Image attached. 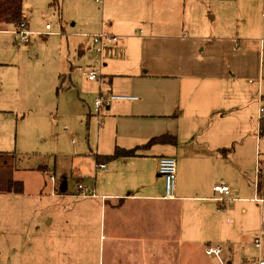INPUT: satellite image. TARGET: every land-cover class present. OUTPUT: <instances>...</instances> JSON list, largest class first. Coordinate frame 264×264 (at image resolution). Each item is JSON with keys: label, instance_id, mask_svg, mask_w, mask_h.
<instances>
[{"label": "crops", "instance_id": "obj_1", "mask_svg": "<svg viewBox=\"0 0 264 264\" xmlns=\"http://www.w3.org/2000/svg\"><path fill=\"white\" fill-rule=\"evenodd\" d=\"M101 5L107 19L102 30L119 42L103 58L102 82L91 81L86 95L94 100L115 92L138 99L115 101L99 114L85 98L74 105L73 114L87 117L94 142L73 157L93 161L96 174L86 175L85 162L78 160L74 192L64 177L62 195L77 199L57 214L58 234L50 228L55 214L44 226V264H84L93 257L103 264H258L264 255L255 259L247 248L251 238L264 235V38L218 29L210 7L213 24L197 33L188 0ZM9 27L2 25L0 33L13 34ZM84 44L76 49L79 60L91 55ZM21 52L10 40L0 41V156L16 155L30 141L25 113L37 111L27 106L33 96L17 90ZM59 73L64 79L66 73ZM163 135L175 141L150 142ZM117 148L135 154L108 159ZM162 156L177 159L173 199L163 198ZM11 182H20L15 187L22 190H10ZM221 182L236 200L215 199L214 186ZM78 183L95 196L80 195ZM26 185L24 178L0 175V234L9 239L17 228L15 201ZM210 247H219V256L208 254Z\"/></svg>", "mask_w": 264, "mask_h": 264}, {"label": "rangeland", "instance_id": "obj_2", "mask_svg": "<svg viewBox=\"0 0 264 264\" xmlns=\"http://www.w3.org/2000/svg\"><path fill=\"white\" fill-rule=\"evenodd\" d=\"M261 1L262 4L259 0H188V5L191 6L190 15L197 33L208 29L207 26L204 27L205 23L213 24L207 15V7H210L211 13L217 14L214 25L218 29L220 27L224 32L241 38L253 35L260 39L264 38V2ZM23 6L29 29L35 33L30 42L20 44L15 42V35L1 33L0 41L10 40L16 48L22 50V54H18L22 59L18 60L20 83L17 84V90L25 98L33 96L27 106L37 111L25 113L23 123L30 141L16 150V155L0 156V175H16L24 178L27 183L24 192L15 201V236L9 239L0 234V264H44V256L47 254L44 250V226L55 214L54 224L50 228L58 234L57 214L62 213L63 208L73 206L74 199H77L76 196L73 198L62 195L64 177L68 179L69 190L74 192V185L78 182L75 178L76 171L81 166L78 160L85 162L86 175L94 177L96 174L93 161L73 157L77 149L94 142L90 138L87 117L78 115L81 112L75 111L73 114V109L80 97L85 98L90 105L94 104L95 99L86 95L92 82L84 75L83 70L87 68V64L98 66L99 57L91 54L79 60L76 49L81 42H86L83 32L92 34L104 31L102 23L107 19L103 15L101 2L24 0ZM46 24L51 25V30H46ZM14 26L9 27L11 33ZM189 32L192 33L188 30ZM103 63L104 61L101 72L104 70ZM59 72L66 73L64 79H59ZM59 86L61 87L58 89ZM261 147L264 148L263 143ZM40 166L46 169H41ZM16 167L25 170H15ZM51 174L55 176V183L50 180ZM55 191L59 194L51 195ZM257 236L249 240L247 248L250 256L255 259L260 254L264 255V235L261 249L256 247ZM66 248L58 247L53 254ZM62 260L59 264L67 262L66 259ZM84 264L103 263L93 257Z\"/></svg>", "mask_w": 264, "mask_h": 264}, {"label": "built area", "instance_id": "obj_3", "mask_svg": "<svg viewBox=\"0 0 264 264\" xmlns=\"http://www.w3.org/2000/svg\"><path fill=\"white\" fill-rule=\"evenodd\" d=\"M97 2H101L102 0H96ZM46 30H51V25L46 24ZM50 32V31H49ZM12 33L15 35L16 40L20 44H28L31 40V37L35 34L32 30L29 29V23L23 20L20 24L15 25ZM86 38V42L84 44L85 52L88 54H93L99 57L98 66L93 65L87 67L83 70L84 75L90 81H96L101 83L103 80V74L101 72V65L103 58L108 53V51L117 48L119 37L117 35L107 33L105 31H100L98 33H84L82 34ZM264 43V40H262ZM138 96L130 95V94H119L115 92H101L98 97L95 99L94 107L95 111L99 114L101 109L110 106L115 101H132L137 100ZM264 107H260V118L263 117ZM74 142V141H73ZM98 169H107V165L104 163L96 164ZM158 171L160 175L164 178V199H173L176 195V178H177V159L175 156H162L159 159ZM50 179L52 183H55V176L51 175ZM78 189L81 191L82 196H95V194H88L85 191V186L83 183H78ZM214 191L218 193V196L215 199L223 204L228 200H236V198H230L231 188L227 183H218L214 186ZM256 200L258 199L255 197ZM255 243L257 247H261V237L257 236L255 238ZM221 249L219 247L212 248L210 247L207 250L208 254H215L219 256ZM258 264H264V259H260Z\"/></svg>", "mask_w": 264, "mask_h": 264}, {"label": "trees", "instance_id": "obj_4", "mask_svg": "<svg viewBox=\"0 0 264 264\" xmlns=\"http://www.w3.org/2000/svg\"><path fill=\"white\" fill-rule=\"evenodd\" d=\"M24 0H0V28L2 25H18L24 20ZM175 137L163 135L150 140L153 142H174ZM135 154L134 150H127L117 148L114 154L108 156V159H115L118 157H128ZM21 184L20 182H11L9 185L10 190H22L15 185Z\"/></svg>", "mask_w": 264, "mask_h": 264}, {"label": "water", "instance_id": "obj_5", "mask_svg": "<svg viewBox=\"0 0 264 264\" xmlns=\"http://www.w3.org/2000/svg\"><path fill=\"white\" fill-rule=\"evenodd\" d=\"M61 190H62V192H65V191L67 190L66 181L63 182V185H62V187H61Z\"/></svg>", "mask_w": 264, "mask_h": 264}]
</instances>
